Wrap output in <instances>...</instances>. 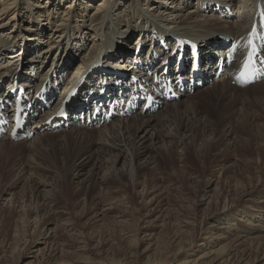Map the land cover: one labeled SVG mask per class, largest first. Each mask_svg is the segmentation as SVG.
<instances>
[{
  "label": "bare ground",
  "instance_id": "obj_1",
  "mask_svg": "<svg viewBox=\"0 0 264 264\" xmlns=\"http://www.w3.org/2000/svg\"><path fill=\"white\" fill-rule=\"evenodd\" d=\"M71 4L76 5L73 12ZM16 18L28 27L16 26ZM256 19L264 24V0H0V101L12 102L18 91L23 90L18 104L21 113L17 114V108L8 112L5 103L0 104L9 126L5 134L0 127V146L6 141H30L34 137L30 144L36 147L49 135L68 134L74 144H87L71 166L72 179H80L87 171L81 181L83 186L97 181L100 186H108V180L119 183L121 177L137 174V170L144 167L157 169L159 158L182 166L189 145L196 157L198 147L193 139L197 132L201 131L200 142L206 150L217 141L212 122L193 113L189 118V113H184L194 108L192 94L195 95L199 85L215 75L219 80L210 89H217L220 95L230 99H243L238 95L241 89H252L264 81L263 78L245 87L235 78L245 53L243 45ZM2 22L5 24L1 25ZM53 35H57L55 42L46 41ZM107 49L117 52L110 56L112 53ZM232 54L229 61L226 56ZM124 58L129 63L114 66L124 62ZM107 66L118 68L119 72H101ZM76 69L75 74L70 75ZM258 75H264L262 66L258 68ZM164 82L169 83L172 94L163 96L158 92ZM4 87L6 92H2ZM237 89L240 92H236ZM38 91L45 93L34 97ZM56 92L59 100L53 101ZM148 95L153 99L149 105ZM55 107L58 109L54 110ZM63 107L66 108L63 110ZM16 121L21 129L19 126L16 129ZM65 126L67 129L59 132ZM93 128L103 131L90 133ZM90 134L95 135L93 140ZM224 138L226 143L227 139H234L230 123ZM139 159H143V163L138 164ZM118 164H121L119 168ZM33 167L29 164L19 170L21 180L30 184V200L40 194L47 208L42 212L55 215V210H48L53 195L59 192L55 181L37 175L31 171ZM213 182L208 191L209 202L216 196L219 198V177ZM157 185L143 189L146 198L151 196L148 201L144 199L145 205H154L163 194ZM12 188L15 187L9 186L4 192L11 196L7 202L17 205L19 217L24 220L39 217L41 207H19L12 199ZM105 189L113 191V188ZM261 190L264 194V186ZM253 196L257 197L256 202L253 201L255 205L245 206V209L243 205L236 207L223 202L209 217L215 224L207 226L212 231L200 245H216L234 236L232 242L241 246L254 232L261 233L258 242L264 239V195L256 192ZM252 199L244 194L239 202L249 203ZM107 210L110 208L102 212ZM186 226L189 224L184 223L183 227ZM222 248L203 252L195 260L175 263L198 264L210 257L211 264H231L232 258H224ZM176 256L180 257L181 251ZM242 256L243 253L237 259ZM56 264L80 263L62 260ZM152 264L167 263L159 260Z\"/></svg>",
  "mask_w": 264,
  "mask_h": 264
},
{
  "label": "rangeland",
  "instance_id": "obj_2",
  "mask_svg": "<svg viewBox=\"0 0 264 264\" xmlns=\"http://www.w3.org/2000/svg\"><path fill=\"white\" fill-rule=\"evenodd\" d=\"M71 5L70 11L76 6ZM234 9H236L235 5ZM73 19L75 21L76 18L73 17ZM220 19L224 20L221 17ZM4 24V22L1 23V25ZM14 24L28 27L17 18L14 19ZM209 39L212 40V38ZM54 40H57V35H53L46 41ZM193 44L196 45V43ZM109 52L112 56L117 51ZM58 53L60 56L61 51ZM56 54L57 52L54 55ZM87 54L88 51L85 55ZM74 59L77 60V58ZM127 60L124 58V62L114 66L122 67ZM80 64L82 65L83 62L81 61ZM125 66L128 68V65L125 64ZM107 67L110 69H106ZM107 67L102 68L101 72L113 74L119 72L118 68ZM77 69L70 75H74ZM213 76L215 79L212 77L207 81L209 83L205 82L197 89L195 95L192 94V98L195 99L194 108L184 113L185 115L189 113L187 114L189 118L196 114L212 122L214 138L217 137V141L212 143L209 149H204L200 142L201 131L198 130L197 137L193 139L195 146L198 147L195 151L196 157L189 145L187 158L182 166L176 161L168 163L159 158L157 169L144 167L143 170H137V174L121 177L119 183L108 180V186H100L98 181L83 186L81 181L85 178L87 171L80 179H72L71 166L76 155L84 150L87 144H74L68 134H62L66 136L64 138V136L59 137V134L56 136L51 133L52 136L43 138L38 143L40 146L36 144V147H31L30 144L34 137L30 138V141L29 139L27 141L10 140L1 145L0 264H56L62 260H72L80 264H116L118 262L152 264L161 260L167 264H176L175 262L195 260L201 253L214 251L219 247L224 248V258H232L231 264H264V239L258 242L261 236L259 232L251 233L247 237L246 244L241 246H236L232 242L234 236L229 237L228 240H221L216 245L201 246L204 243L202 239L207 238L209 231H212L211 228L207 229V226L215 224L209 217L219 210L223 202L232 203L236 207L243 205L245 209V206L255 205L253 201L257 197L253 194L258 192L264 195L261 190L264 186V81L253 85L252 89L244 91L241 89L242 93L238 95L243 99L238 97L230 99L220 95L219 90L210 89L211 85H216L215 81L219 80L215 75ZM33 79H35L34 75ZM3 91L6 92L5 87L2 88ZM240 91L236 90V92ZM57 95H59L58 92L54 93L53 101L57 99ZM4 105L7 108L6 111L14 110L6 103ZM66 107H63V110ZM56 109L58 107L54 108ZM74 118L75 115L72 120L77 121ZM102 122L103 120L100 124ZM229 123L234 132V139H227L226 143L223 141L225 140L224 132ZM65 127L60 128L59 132L67 129V126ZM97 130L103 131L98 128L89 131L94 133L98 132ZM7 131L6 128L5 132ZM90 136L92 140L95 138V135L90 134ZM143 161V159L137 160L138 164ZM29 164L34 166L31 171L37 175H45L49 177L48 180L55 181L59 192L53 195L52 204L48 206V210L57 212L55 215L48 216L45 211L42 212L46 206L40 194H35V198L32 197L30 200V184L21 180L19 171L22 166ZM120 165L118 164L117 167L119 168ZM217 177L220 181L219 198L216 196L209 202L208 191L213 187V180ZM155 185L163 190V194L157 201L158 205L157 203L152 206L145 205L144 199L148 201L151 196L146 198L147 195L142 193L143 189L146 190ZM9 186L15 187L10 192L13 195L12 199L18 202L19 207L26 209L34 208V206L41 207L38 209L40 216H32L27 220L20 218L17 205L7 202L11 196L4 191ZM105 188H113L112 192L117 191L112 193ZM244 194L253 198L252 202L241 204L239 200ZM102 197L104 200L101 199ZM105 200L108 204L113 203L108 206ZM102 208H110V210L102 212L104 210ZM184 223H188L189 226L183 227ZM147 245L150 247L145 251ZM59 251L65 253L60 254ZM178 251H181L180 257L176 256ZM242 253V258L237 259ZM210 259L209 257L197 263L211 264ZM255 259L259 261L253 263Z\"/></svg>",
  "mask_w": 264,
  "mask_h": 264
},
{
  "label": "water",
  "instance_id": "obj_3",
  "mask_svg": "<svg viewBox=\"0 0 264 264\" xmlns=\"http://www.w3.org/2000/svg\"><path fill=\"white\" fill-rule=\"evenodd\" d=\"M71 96H72V95H71ZM69 97H70V95L68 96V98H69ZM66 98H67V97H66ZM65 100H66V99H65ZM69 100H70V99H69ZM69 100H68V101H69Z\"/></svg>",
  "mask_w": 264,
  "mask_h": 264
},
{
  "label": "snow or ice",
  "instance_id": "obj_4",
  "mask_svg": "<svg viewBox=\"0 0 264 264\" xmlns=\"http://www.w3.org/2000/svg\"><path fill=\"white\" fill-rule=\"evenodd\" d=\"M250 43H251V41H250ZM17 126H19V125H17Z\"/></svg>",
  "mask_w": 264,
  "mask_h": 264
}]
</instances>
